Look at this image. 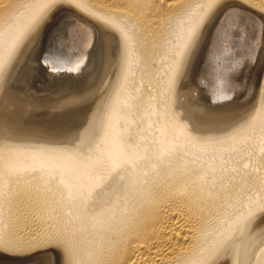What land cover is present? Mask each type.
I'll use <instances>...</instances> for the list:
<instances>
[{"label":"bare ground","instance_id":"6f19581e","mask_svg":"<svg viewBox=\"0 0 264 264\" xmlns=\"http://www.w3.org/2000/svg\"><path fill=\"white\" fill-rule=\"evenodd\" d=\"M48 1L0 0V72ZM75 1L124 34L103 134L90 152L0 147V247L61 238L69 264H264V0ZM207 72L219 109L184 80Z\"/></svg>","mask_w":264,"mask_h":264},{"label":"water","instance_id":"95a60500","mask_svg":"<svg viewBox=\"0 0 264 264\" xmlns=\"http://www.w3.org/2000/svg\"><path fill=\"white\" fill-rule=\"evenodd\" d=\"M0 72V147L95 151L123 68L124 34L75 0H49ZM212 72L199 73L206 85ZM0 264H69L64 239L0 247Z\"/></svg>","mask_w":264,"mask_h":264},{"label":"rangeland","instance_id":"374dc122","mask_svg":"<svg viewBox=\"0 0 264 264\" xmlns=\"http://www.w3.org/2000/svg\"><path fill=\"white\" fill-rule=\"evenodd\" d=\"M256 42H258L256 45V47L257 48H259V47H261V42L259 41V40H256ZM206 56H209V55H206ZM206 58H204V60H205ZM201 64V63H200ZM198 73H192V74H187L186 76H187V79L185 78L184 80H185V82L188 84L187 85V88H189L191 91H192V93L194 94V96L195 97H200V96H202L203 97V99H196V100H199L198 102H197V105L198 106H200V107H202V108H206V109H204V110H207V108H210V109H219L220 108V106L219 105H217L219 102L218 101H210L208 98H207V94L205 93V92H203V90H201L202 88H201V83L200 82H198L199 81V77H198ZM198 83V84H197ZM200 85V86H199ZM194 87V88H193ZM198 89V90H197ZM198 91V92H197ZM200 91V92H199ZM207 100H209V103L211 102V104H208V106H206V102H207ZM242 101V100H241ZM243 101H246V99H244ZM217 105V106H216ZM249 183H251L250 181H249ZM250 187V184H248V188ZM247 188V190H250V188L248 189ZM231 196H229V198H230ZM232 198V197H231ZM230 198V199H231ZM260 218H264V212L259 216ZM219 264H221V263H219Z\"/></svg>","mask_w":264,"mask_h":264}]
</instances>
